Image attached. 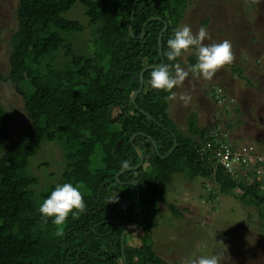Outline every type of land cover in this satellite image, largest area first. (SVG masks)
<instances>
[{
	"label": "trees",
	"instance_id": "1",
	"mask_svg": "<svg viewBox=\"0 0 264 264\" xmlns=\"http://www.w3.org/2000/svg\"><path fill=\"white\" fill-rule=\"evenodd\" d=\"M75 3L83 6L82 20L64 15ZM189 4L191 0H15L16 25L7 38V68L0 81L10 82L22 99L27 121L6 142L12 117L0 104V264H164L150 236L159 226V204H167L174 173L187 182L200 179L197 198L210 204L208 215L221 211L229 197L255 206L264 233V153L248 147L251 160L231 162L229 156L221 161V145L237 150L242 137L232 140L217 119L200 125L196 113L186 116V130L179 129L169 114L167 93L149 84L154 67L143 71V85L131 100L141 69L160 63L157 39L164 22L163 64H183L181 56L168 60L167 39ZM153 16L160 19L149 20ZM142 28L143 36L135 37ZM187 61L195 63V54ZM212 92L215 103L224 98L216 88ZM174 138L177 144L168 154ZM43 141L59 147L62 166L55 183L39 186L44 175L39 163L30 160ZM134 146L143 151L142 164L119 172L122 160L138 163ZM130 180L138 184L137 202ZM64 182L80 186L86 208L69 215L64 235L57 237L51 218L43 219L38 208ZM122 204L134 210L124 215ZM167 208L180 215L174 204ZM138 214L144 235L133 244L131 232L125 234L124 262L122 228L137 222Z\"/></svg>",
	"mask_w": 264,
	"mask_h": 264
},
{
	"label": "rangeland",
	"instance_id": "2",
	"mask_svg": "<svg viewBox=\"0 0 264 264\" xmlns=\"http://www.w3.org/2000/svg\"><path fill=\"white\" fill-rule=\"evenodd\" d=\"M14 4L15 0H0V73L6 71L7 38L16 25ZM64 15L82 20L83 6L75 3ZM182 24L190 25L194 33L204 26L210 34V39L203 41L205 44L229 40L234 58L209 80L189 72L175 92L177 97L187 93L191 99L187 104L178 98L171 100V118L182 130H186V116L190 112L197 114L200 125L210 126L217 119L220 129H225L232 140L242 137L238 141L242 146L264 153V0H191L179 21ZM193 53L194 50H188L180 57L185 70L190 66L187 57ZM214 88L217 94H224L221 103L213 100ZM0 104L12 117L11 134L6 138L9 142L27 120L22 99L8 81H0ZM30 161L39 163L37 166L44 175L39 186L55 183L62 166L61 151L55 142L43 141ZM43 161L47 165L40 163ZM34 174L39 172L36 170ZM170 177L167 204H159L162 211L159 226L150 236L154 249L164 257V264H184L188 257L207 255L213 250L221 253L222 264H264V233L259 228L263 217L255 206L246 207L238 198L229 197L223 200L221 211L208 215L210 204L197 198L200 179L187 182L178 173ZM169 203L174 204L180 215H172L167 208ZM121 209L126 215L134 207L122 204ZM130 232L133 244L139 243L140 235H144L140 225L132 226Z\"/></svg>",
	"mask_w": 264,
	"mask_h": 264
},
{
	"label": "clouds",
	"instance_id": "3",
	"mask_svg": "<svg viewBox=\"0 0 264 264\" xmlns=\"http://www.w3.org/2000/svg\"><path fill=\"white\" fill-rule=\"evenodd\" d=\"M210 34L204 26H201L195 33L188 24L179 25L167 39V58L169 61L175 60L188 50L195 51V63L185 70L179 62L173 64H159L154 67L150 74L149 84L151 88L162 90L167 93L164 99H179L187 104L191 96L181 93L177 97L174 88H180L183 81L189 75L199 76L206 80L211 79L223 66L233 61L234 55L232 44L229 40L205 44L203 41L209 40ZM221 91V88L218 89ZM221 102L225 98H221ZM220 102V103H221ZM217 103H219L217 101ZM130 161L125 159L120 161V170L130 168ZM86 205L79 185L72 182L57 183L46 198L42 200L38 211L45 220L51 218L52 224L56 226L55 235H64V225L66 219L77 216L85 211ZM184 264H222L221 253L213 250L207 255L188 257Z\"/></svg>",
	"mask_w": 264,
	"mask_h": 264
},
{
	"label": "water",
	"instance_id": "4",
	"mask_svg": "<svg viewBox=\"0 0 264 264\" xmlns=\"http://www.w3.org/2000/svg\"><path fill=\"white\" fill-rule=\"evenodd\" d=\"M135 2H136V0H135ZM133 14H134V6H133L132 9H131L130 24H129V27H128V31H129V33H131V29H132V25H133ZM150 19H160V17H157V16L155 17V16H153V17H150L149 20H150ZM166 27H167V23L164 22V25H163L162 29L160 30L159 35H158V39H157L158 52H159V55H160V63H158V64H151V65H145V66L141 69V71H140V73H139V82H140V84H139L138 89H137L135 92H133V93L131 94V100H132V101H133L134 96H135V94L137 93V91H139V90L141 89L142 85H143V84H142V83H143V71H144L145 69H147V68H153V67H156V66L159 65V64H163L162 45H161V34H162L163 30H164ZM142 36H143V28L141 29V32H140L138 35H135V37L140 38V37H142ZM147 115H148V114H147ZM117 143L119 144V143H120V140H119ZM152 143H153V145H154L155 150L157 151V146H156L155 141H152ZM176 144H177V143H176V138H174V140H173V144H172L171 148L169 149L168 154L171 153V152L173 151V149L175 148ZM134 148H135V150L137 151V153H138V155H139V161H138V163H137L136 165H134V166H130L129 169L137 168V167H139V166L142 164V162H143V151H142L141 148L138 147V146H134ZM168 154H166V155H164V156H167ZM119 172H121V170H120ZM119 172L116 173V179H117V175L119 174ZM130 182H132V183L136 186V188H137V193H136V197H135V202H137V201H138V197H139L138 184H137V182L134 181V180H130ZM136 208H137V210L139 209V205H138V204H136ZM138 217H139V218H138V221H137V222L129 223V225H124L123 228H122V232H121V235H120V241H121L122 259L124 260V262H125V254H124V237H125V234H126L127 232H129V231L132 230V226H134V227H139V225L141 224V216L138 214Z\"/></svg>",
	"mask_w": 264,
	"mask_h": 264
},
{
	"label": "built area",
	"instance_id": "5",
	"mask_svg": "<svg viewBox=\"0 0 264 264\" xmlns=\"http://www.w3.org/2000/svg\"><path fill=\"white\" fill-rule=\"evenodd\" d=\"M217 101L221 102V99H218ZM221 149H223V152L221 154V161L228 159L229 156L231 158V162H237L240 159L243 161L245 160V158H249L251 160L254 157L251 155L246 156L247 147L242 145H239V148L237 150L235 149L231 152L225 144L221 145Z\"/></svg>",
	"mask_w": 264,
	"mask_h": 264
},
{
	"label": "flooded vegetation",
	"instance_id": "6",
	"mask_svg": "<svg viewBox=\"0 0 264 264\" xmlns=\"http://www.w3.org/2000/svg\"><path fill=\"white\" fill-rule=\"evenodd\" d=\"M133 222V221H132ZM129 223H131V222H127L125 225H129ZM124 226V225H123Z\"/></svg>",
	"mask_w": 264,
	"mask_h": 264
}]
</instances>
